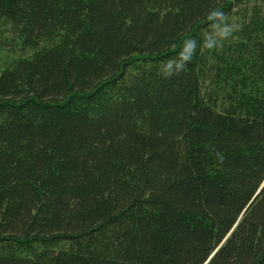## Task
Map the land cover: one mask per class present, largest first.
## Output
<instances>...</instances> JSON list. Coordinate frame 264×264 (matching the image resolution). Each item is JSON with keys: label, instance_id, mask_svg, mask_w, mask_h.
<instances>
[{"label": "trees", "instance_id": "1", "mask_svg": "<svg viewBox=\"0 0 264 264\" xmlns=\"http://www.w3.org/2000/svg\"><path fill=\"white\" fill-rule=\"evenodd\" d=\"M3 26L34 53L0 67V264H264V0H0Z\"/></svg>", "mask_w": 264, "mask_h": 264}, {"label": "rangeland", "instance_id": "2", "mask_svg": "<svg viewBox=\"0 0 264 264\" xmlns=\"http://www.w3.org/2000/svg\"><path fill=\"white\" fill-rule=\"evenodd\" d=\"M2 27V26H1ZM5 28V30L3 29ZM3 28L0 30V37L3 36L4 41L2 42L3 46H0V67L4 65L5 58H18L21 56H29L34 53V49L28 48V49H20L17 45H15L13 42L9 43L11 45L5 47V39H8L7 37L9 36L7 33L8 31L6 30V27L3 26Z\"/></svg>", "mask_w": 264, "mask_h": 264}]
</instances>
